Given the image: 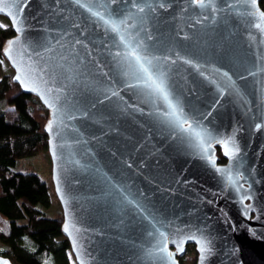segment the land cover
<instances>
[{
	"label": "water",
	"instance_id": "1",
	"mask_svg": "<svg viewBox=\"0 0 264 264\" xmlns=\"http://www.w3.org/2000/svg\"><path fill=\"white\" fill-rule=\"evenodd\" d=\"M260 1L135 0L141 12L132 0H0L12 83L48 112L75 264H180L189 246L195 264H264ZM110 16L125 20L123 42ZM128 45L167 100L134 78ZM160 232L171 256L155 248Z\"/></svg>",
	"mask_w": 264,
	"mask_h": 264
},
{
	"label": "trees",
	"instance_id": "2",
	"mask_svg": "<svg viewBox=\"0 0 264 264\" xmlns=\"http://www.w3.org/2000/svg\"><path fill=\"white\" fill-rule=\"evenodd\" d=\"M259 8L264 12V0ZM13 36L9 25L0 27V60ZM13 75L0 78V257L11 264H71L58 201L51 202L49 187L35 173L12 170L21 159L47 154L49 120L38 98L12 83ZM54 202L58 210L51 218L44 211Z\"/></svg>",
	"mask_w": 264,
	"mask_h": 264
},
{
	"label": "snow or ice",
	"instance_id": "3",
	"mask_svg": "<svg viewBox=\"0 0 264 264\" xmlns=\"http://www.w3.org/2000/svg\"><path fill=\"white\" fill-rule=\"evenodd\" d=\"M112 2L115 3V0H112ZM194 3H197L201 7L205 6V0H194ZM255 4H256V0H251V5L253 8H255ZM80 6L88 9V11H90V12L92 11V8L87 4H81ZM132 7L137 8L141 12L144 11V7H141L140 5L136 4L135 0H132ZM145 7H150V6L145 5ZM161 7H163V5H161ZM20 11H23V8H21ZM93 15L99 16L101 19H104V17L101 16V13L98 11L94 12ZM253 15H256V13L253 12ZM258 15H259L260 20H264V12L259 13ZM15 21H16V18L13 17V22L15 23ZM105 23L111 25L113 32H115L119 36V40L121 42H123L124 36L120 35V33H119V25H122L123 23H125V20L119 19V21H117V19L110 16L105 21ZM0 26H2V25H0ZM255 27L259 29V28H261V24L257 23L255 25ZM77 43H79V41H77ZM127 47L130 48V51L126 52L125 55L129 58L128 59V67L135 69L134 78L137 81H143L144 83L149 84L150 87L154 88L158 93L163 95L164 98L167 100L168 96H167V92L165 90V87L163 85V82H158V78L153 79L154 72L149 67H145L144 64L141 63V61L144 58L139 54V52L135 48H132L131 45H128ZM117 55H120V53H117ZM225 75H227V73H225ZM16 79L19 80L20 77H16ZM113 95H115V93H113ZM169 107H172L174 109L173 114L175 115L176 114L175 113V107L172 105L171 101H169ZM181 123L187 125L188 128L191 130L192 125L189 124L187 120H183V121H181ZM178 247H179V245H178ZM155 248L159 253L166 254L167 256H171V253H168V250H167V237L163 232L159 233V238L157 240ZM201 251L203 252L204 249L202 248ZM160 259L164 260L165 255H161ZM3 264H7V262H3Z\"/></svg>",
	"mask_w": 264,
	"mask_h": 264
},
{
	"label": "rangeland",
	"instance_id": "4",
	"mask_svg": "<svg viewBox=\"0 0 264 264\" xmlns=\"http://www.w3.org/2000/svg\"><path fill=\"white\" fill-rule=\"evenodd\" d=\"M0 25L7 26L9 25L8 21L4 17H0ZM0 26V27H2ZM13 75V71L10 68L9 64L5 61L3 58L0 60V78L4 75ZM218 156H220V153H218ZM13 171L16 172H33L35 173L41 181H44V183L47 184L51 191V202H53L55 195L54 191L52 190V180H51V161L48 157V154H40L38 156L29 157L25 159H21L18 161L17 165L12 168ZM58 210V207L56 203L54 202L53 206L49 208L48 210H45L44 212L48 217H55L56 211ZM182 264H195L196 263V252L192 247L187 248V253L185 256L181 259ZM71 264H75L74 259L71 255Z\"/></svg>",
	"mask_w": 264,
	"mask_h": 264
},
{
	"label": "flooded vegetation",
	"instance_id": "5",
	"mask_svg": "<svg viewBox=\"0 0 264 264\" xmlns=\"http://www.w3.org/2000/svg\"><path fill=\"white\" fill-rule=\"evenodd\" d=\"M223 163H224V161H223ZM223 163H221V164H223ZM189 247H192V246H189ZM188 248V247H187ZM193 248V247H192ZM194 249V248H193ZM194 251H195V249H194ZM187 253V252H186Z\"/></svg>",
	"mask_w": 264,
	"mask_h": 264
}]
</instances>
